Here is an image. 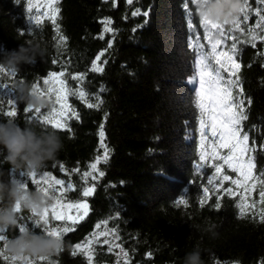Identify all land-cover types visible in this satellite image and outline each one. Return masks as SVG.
Returning <instances> with one entry per match:
<instances>
[{
  "label": "trees",
  "instance_id": "obj_1",
  "mask_svg": "<svg viewBox=\"0 0 264 264\" xmlns=\"http://www.w3.org/2000/svg\"><path fill=\"white\" fill-rule=\"evenodd\" d=\"M41 2L0 0V46L10 51L20 44L37 42L46 48L43 60L37 58L35 65H23L16 76L0 75V83L11 88V81L26 80L44 89L42 81L50 71L66 70L72 75L86 73L82 85L66 77L68 86L73 90L83 87L89 93L90 103L97 102L95 95L103 101L99 109H90L78 97L69 96L68 103L80 118L68 121L71 132L56 130L64 148L55 161H49L38 172L50 171L53 176L66 179V183L71 181L77 190L66 194L69 201L81 198L83 187L95 186L94 194L84 198L90 205L88 216L74 226L73 232L66 234L65 241L70 246L42 264H86L85 256L82 253L73 256L72 250L91 233L102 231L103 228L98 230L95 226L105 220L108 228L118 230L117 243L128 251L131 264H182L185 254L197 245L204 264H264V223L258 217L254 220L249 213L239 218L234 199L227 196L222 199L219 210L214 207L215 195L204 207L199 204L203 189L209 187L211 192L207 178L213 176L214 168L206 165L198 173L195 167L200 135L193 89L199 85L189 83L193 76V50L188 45L195 42L198 34L205 51L210 46L190 0L195 32L187 28L183 0H133L131 5L127 0H59L58 22L62 34L68 38L66 50L62 52L57 50L56 34L50 21L45 19L39 29L28 22L30 15H36L35 7L32 13L27 11L29 3ZM248 3L249 19L242 24L245 32L231 33L240 41L247 40L249 26L255 27L259 19L256 10L264 15L261 0H248ZM137 9L141 13L147 11L148 15L133 16L131 13ZM43 11L41 8L40 12ZM105 18L111 19L113 32L104 33V39H99L104 27L101 21ZM230 26L225 25L226 32ZM212 39L223 38L214 35ZM109 42L111 48L107 47ZM233 42L226 40L218 51L227 50ZM238 48L248 115L244 130L250 136L249 143L255 140L259 148L264 143V57L258 53L264 52V41L257 40L256 48L246 42L239 43ZM105 49L97 62L103 66V72L88 71L96 55ZM62 61H70V64L62 69ZM16 99L26 106L17 95ZM247 99H251L250 106ZM2 108L3 111L9 109L6 98ZM51 108L41 109V115H47ZM29 115L18 113L16 118H5L0 114V120L11 119L21 127L31 126L38 131L52 130L35 119L34 110L32 119ZM101 124L110 156L107 163L98 165L104 176L96 181L89 178L85 184L81 179L83 171L89 170L87 165L95 162L97 155H103L98 136ZM256 162L259 171L264 167V152L257 153ZM60 164L69 171H60ZM73 168H79L80 173H71ZM225 174L233 178L236 175L226 166ZM9 178L28 182L26 175L11 172L0 157V179ZM251 199H259L258 191ZM180 200L188 201V206L177 205ZM22 212L25 217L31 215ZM190 225H215L219 235L211 239ZM27 227L41 232L31 223ZM18 234L17 229L10 232L9 237ZM103 239L100 237L101 241ZM149 252L151 258L147 255ZM95 253L94 264H115V253H109L107 245L95 246ZM0 264L9 262L0 257ZM16 264L22 263L17 261Z\"/></svg>",
  "mask_w": 264,
  "mask_h": 264
},
{
  "label": "snow or ice",
  "instance_id": "obj_2",
  "mask_svg": "<svg viewBox=\"0 0 264 264\" xmlns=\"http://www.w3.org/2000/svg\"><path fill=\"white\" fill-rule=\"evenodd\" d=\"M194 4V0H190ZM59 0H42L41 3L32 5L29 3L27 11L32 13L33 7L36 8V15H30L28 18L29 24L34 25L37 29L41 28L43 21L47 19L56 34V47L58 52L66 50L67 37L62 34L59 24L60 8L57 7ZM131 5L133 0H127ZM264 3V0H261ZM183 10L185 11L188 21L187 28L190 32H195L193 26V11L189 7V0H183ZM44 11L41 13L40 9ZM249 3L248 0H243V7L239 17L231 24L225 31V25L222 24H205L200 19L198 21L199 27L203 29L204 37L208 41L210 49L205 51V45L200 44L199 35H196L195 42H189V47L193 50V76L189 83L199 85L198 88L193 89L195 92L194 107L199 111V154L198 162L196 164V171L199 173L204 166L214 168V174L207 178V184L211 186L203 189V196L199 200L201 207L211 199L212 195L216 197L215 209L219 210L222 206V199L227 196L234 199L235 207L238 209L239 218H245L249 213L252 214L253 219L257 217L260 222L264 223V167L257 171V153L264 152V143L259 148L255 140L250 144V136L244 130V121L248 119L247 109L245 107V98L243 96L242 78L240 76L242 65L238 62L240 49L239 43L250 44L256 48V41H264V15L261 14L259 9L256 10L255 27L249 26L247 28V40L240 41L239 38L234 37L231 33L239 31L245 32L242 24H246L249 19ZM133 16L148 15V12H140L139 9L131 13ZM104 25L103 32L98 37L104 39V33L113 32L111 19L105 18L101 21ZM259 30V31H257ZM26 31H31L27 29ZM217 35L223 39H215L212 37ZM228 39L234 42L227 50L218 51V48ZM111 42L107 47L111 48ZM101 51L96 55L91 63V72H103V66L98 64L104 52ZM258 55L264 57V52H259ZM55 63V58L53 59ZM107 63V61H104ZM70 64L68 62H61V68L64 69ZM7 73L9 76H16L17 73L9 74L7 70H0V75ZM223 73V74H222ZM226 74V75H224ZM86 73L72 75L67 73L66 70L50 71L47 73V78L43 79L42 83L46 88L42 89L37 84L35 87L39 90L42 96H46L52 100L54 96V105L47 115H41V109H31L17 102L16 94L8 84L0 83V114L5 118H16L18 113H28L29 119L33 117L31 114L33 110L35 119L39 120L43 125L50 126L51 129L68 131L72 129L68 123L70 119L79 120V113L68 103L69 96L78 97L83 101L88 108L99 109L103 104L99 95H95L96 103H90L87 100L89 93L83 87L73 90L68 86L66 77L70 78L82 85L85 80ZM103 91V89H101ZM6 103L9 106L7 111H3L2 105ZM248 106L251 105V99H247ZM58 106V107H57ZM107 117L105 116V119ZM8 120H0V122H7ZM15 122L14 120H11ZM98 136L100 139L99 148L103 150V155H97L95 162L87 165L88 171H83L81 179L85 184L88 179L96 181L98 177H103L104 172L98 168L101 163H107L110 156V149L105 143L106 137L104 132V125L99 126ZM264 140V138H262ZM223 150H227L224 152ZM219 161V163H217ZM225 166L231 173H235V178L230 174H225ZM52 167H56L53 165ZM59 170L68 172L63 164L59 165ZM71 173H80L79 168L71 169ZM21 175H24L21 173ZM28 182L24 183L28 189L39 188L45 195L50 196L54 203L51 208L44 210L43 216L35 218L33 214L25 217L23 212L19 211V223L17 229L19 231L28 228L27 225L31 223L34 227L39 228L50 236L62 238L65 240L66 234L75 230V225L84 220L90 211V205L87 202V197H90L95 192V186H85L82 188L81 198L75 202H66V194L71 193L77 188L71 181L66 183V179L57 178L53 176L50 171H43L41 173H32L26 175ZM218 181V183H217ZM229 182V186L225 187V182ZM258 191V200L251 199L253 193ZM238 197L239 199H235ZM177 205L188 206V201L180 200L176 202ZM257 205L261 207L257 208ZM74 213V214H73ZM51 217V220H50ZM51 221H59L61 224L53 225ZM108 221L96 224V229L103 228L102 231H96L86 237L84 242L76 243L72 255L82 253L85 256L86 264H94L95 246L101 247L107 245L109 253H115V264H131V258L128 251L117 241L120 240L118 230L115 228L107 227ZM16 229V230H17ZM9 232H0V244H4L9 238ZM100 237H104L101 241ZM116 249H119L116 252ZM62 251V250H61ZM60 251V252H61ZM151 258L152 253H147ZM0 257L9 264H16L17 261H22L24 264H42V262L49 261L50 258L33 259L31 257H22L17 260L16 258L7 256L3 247H0Z\"/></svg>",
  "mask_w": 264,
  "mask_h": 264
},
{
  "label": "clouds",
  "instance_id": "obj_3",
  "mask_svg": "<svg viewBox=\"0 0 264 264\" xmlns=\"http://www.w3.org/2000/svg\"><path fill=\"white\" fill-rule=\"evenodd\" d=\"M199 19L205 24L231 25L241 14L243 0H194ZM46 48L40 43L20 44L17 49L7 50L0 46V70L9 74L19 73L23 65L33 66L37 58L43 60ZM19 100L31 109L50 108L51 101L42 96L35 85L26 80L10 82ZM64 143L59 133L52 130H37L35 127H21L9 120L0 122V157L10 166V171L31 175L38 173L49 161H55L63 150ZM52 198L39 188L28 189L18 179H0V232L15 231L19 211L43 216L44 210L51 207ZM208 234L211 239L218 237L215 225H190ZM62 238L44 232L36 233L28 228L18 235L7 238L3 244L4 253L16 258H50L69 247ZM182 264H204L199 245L187 252Z\"/></svg>",
  "mask_w": 264,
  "mask_h": 264
},
{
  "label": "rangeland",
  "instance_id": "obj_4",
  "mask_svg": "<svg viewBox=\"0 0 264 264\" xmlns=\"http://www.w3.org/2000/svg\"><path fill=\"white\" fill-rule=\"evenodd\" d=\"M45 88H46V86H45ZM51 101V107H53V105H54V96H53V98H52V100H50ZM58 107V106H57ZM21 183H25L24 181H22V180H19ZM34 188V187H33ZM66 202H75V201H69V200H66ZM53 203H54V201H53V199L51 200V206L53 205ZM51 208V207H50ZM74 214V213H73ZM50 219H51V217H50ZM22 264H24V262H22V261H20Z\"/></svg>",
  "mask_w": 264,
  "mask_h": 264
}]
</instances>
